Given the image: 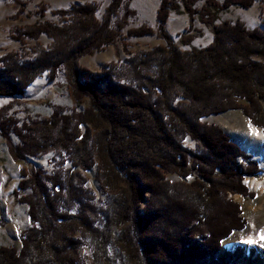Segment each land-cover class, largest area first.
Listing matches in <instances>:
<instances>
[{"label":"trees","instance_id":"trees-1","mask_svg":"<svg viewBox=\"0 0 264 264\" xmlns=\"http://www.w3.org/2000/svg\"><path fill=\"white\" fill-rule=\"evenodd\" d=\"M258 1L160 0L155 27L127 28L125 35L120 30L134 12L125 8L117 18L123 0H110L100 19L99 4L90 1L52 10L58 22L13 29V40L35 45L30 56L0 57V97H20L42 74L52 81L61 70L70 95L85 107L65 112L54 105L48 117L23 121L0 109V136L12 160L53 151L69 162L51 173L29 163L21 168L12 195L27 206L31 225L21 231L19 249L0 244V264H84L83 246L89 264H264L250 247L224 246L247 224L228 195L253 198L243 181L264 179V168L221 127L202 121L239 110L264 130V19L251 29L240 20L215 23L230 7ZM179 7L186 31L194 30V17L210 30L208 45L176 46L165 24ZM45 8L39 5V19ZM152 35L164 44L127 51L125 40ZM41 36L48 45L38 43ZM180 38L188 45L194 36ZM120 39L124 61L95 72L79 65ZM186 137L193 149L183 146ZM91 167L104 194L100 208L79 173ZM167 174L181 180L169 182Z\"/></svg>","mask_w":264,"mask_h":264},{"label":"rangeland","instance_id":"rangeland-1","mask_svg":"<svg viewBox=\"0 0 264 264\" xmlns=\"http://www.w3.org/2000/svg\"><path fill=\"white\" fill-rule=\"evenodd\" d=\"M95 1L99 4L96 11V17L101 18L103 9L110 0H0V57L9 52L20 51L23 55L30 56V48L35 45L33 41L27 40L25 45H20L11 38L14 28L23 27L37 20H51L58 22L57 16L51 14L52 10L66 9L71 4ZM160 0H123L118 19L124 13V9L132 10L133 15L127 17V25L120 30L121 35H125L127 28L138 27L142 24L149 27H155V12ZM201 1L195 4L198 8ZM45 5L44 17L39 19V5ZM179 7V11L170 12L165 24V29L173 42L180 50H189L191 47L200 48L208 45L211 41V32L196 17H194V30L186 31L188 28V18ZM264 19V0L255 2L250 8L244 9L232 6L228 10L218 14L215 23L221 21H242L247 28L261 27V20ZM115 20V19H113ZM193 35L194 38L188 45L182 44L181 36ZM50 42L45 36L38 39V43L42 46L48 45ZM127 43V51L134 53L138 50H147L156 45L164 44V42L152 36H143L140 38H129L125 40ZM122 39L117 40L114 45L105 46L101 51H94L90 55L81 57L78 63L81 67L89 71H99L105 65L112 61L122 62L128 58V54L122 51ZM25 56L24 58H27ZM59 105L63 107L65 112L71 110L81 111L85 107L84 103H76L70 95V88L64 79L63 72L60 70L57 77L48 81L46 74H42L35 79L24 94L20 97L1 98L0 109L6 110L4 113L13 116L20 121L26 120L28 117L46 118L50 115L52 107ZM245 117L239 110H229L217 115H211L202 119L207 123L224 126L225 130L235 131L239 137L235 138L241 143L242 137L238 129L243 130V126L239 119ZM251 125V124H250ZM253 126V125H252ZM242 128V129H241ZM235 129V130H234ZM255 132L261 138V148L253 154L259 157L260 166L264 168V130L254 126ZM233 134V132H231ZM13 143H17V139L11 136ZM184 147L193 149L195 144L188 137L182 141ZM262 152V156L259 155ZM255 160V159H254ZM25 163L31 164L35 168H40L47 173L52 171H64L69 167V162L64 153L49 152L40 154L35 157H26L24 161H14L9 156L4 139L0 136V215L3 218V224L0 225V244L10 246L15 249L20 248V233L28 228L31 224L27 215V206L18 203L13 199L12 192L16 188L20 179L19 172ZM80 175L85 180V187L88 189L89 196L92 197L91 202L96 208L102 206L104 194L100 191L99 185L95 179V167L89 170H79ZM165 179L169 182L180 181L181 179L174 174L165 175ZM254 178L244 179L243 183L254 193V197H242L234 194L228 195L233 201L240 206L241 215L246 220V227L242 231L233 232L230 237L224 241V246L230 250L236 245L245 246V251L252 248L260 257L264 256V235L259 236L258 231L264 228V179H256L260 184L250 185ZM143 204L140 205L142 207ZM251 236L252 240L243 242V239ZM78 253L83 259L84 264H89L90 250L83 246L78 248Z\"/></svg>","mask_w":264,"mask_h":264},{"label":"crops","instance_id":"crops-1","mask_svg":"<svg viewBox=\"0 0 264 264\" xmlns=\"http://www.w3.org/2000/svg\"><path fill=\"white\" fill-rule=\"evenodd\" d=\"M240 118L241 119H239V121L241 122V125L244 128L241 131H240V129H238L237 132H240V135L242 137L241 140H242L243 145H244L246 143V137H255L257 133L255 132L254 126L250 125V122L248 121V119L246 117H240ZM218 126L221 127L232 138V140L235 143H237L247 154H250L253 159L259 160V157L251 152V150H255L257 152H258V150H260V148H261L260 147L261 146V138L259 136H258V138L255 139L254 146H246V145L242 146L241 143L235 139L236 137L237 138L239 137L238 134L234 133L235 131H231V132H233V134H232L230 131L225 130L224 126H220V125H218ZM259 155L262 156L263 155L262 152H259ZM253 180H256V179H252L251 182H250V185H252V184L254 185L256 183L257 184L261 183V182H258V180H256V181H253ZM258 235L259 236H263L264 235V228H262L261 230L258 231ZM248 237H250V239H252L251 236H248Z\"/></svg>","mask_w":264,"mask_h":264},{"label":"bare ground","instance_id":"bare-ground-1","mask_svg":"<svg viewBox=\"0 0 264 264\" xmlns=\"http://www.w3.org/2000/svg\"><path fill=\"white\" fill-rule=\"evenodd\" d=\"M256 138H258L257 134H256L255 137H246V143L244 145H246V146H254V141H255ZM253 181H256V180H253ZM248 240H252V239H250V237H247V238L243 239V242H246Z\"/></svg>","mask_w":264,"mask_h":264}]
</instances>
